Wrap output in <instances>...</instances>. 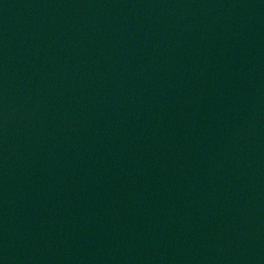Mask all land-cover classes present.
Wrapping results in <instances>:
<instances>
[{
  "label": "water",
  "instance_id": "1",
  "mask_svg": "<svg viewBox=\"0 0 264 264\" xmlns=\"http://www.w3.org/2000/svg\"><path fill=\"white\" fill-rule=\"evenodd\" d=\"M0 264H264V0H0Z\"/></svg>",
  "mask_w": 264,
  "mask_h": 264
}]
</instances>
